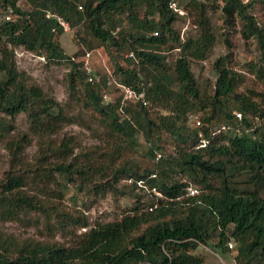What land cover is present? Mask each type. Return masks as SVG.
<instances>
[{
    "label": "trees",
    "instance_id": "1",
    "mask_svg": "<svg viewBox=\"0 0 264 264\" xmlns=\"http://www.w3.org/2000/svg\"><path fill=\"white\" fill-rule=\"evenodd\" d=\"M220 7L217 30L208 0H0V144L9 151L0 178V264H205L198 249L208 245L232 251L236 264H264V0H222ZM58 17L84 45L74 55L61 44ZM185 17L196 28L184 36L178 24ZM237 35L249 56L237 50ZM220 42L227 50L211 62L215 80L203 89L191 63L205 61ZM19 47L69 64V96L91 110L100 143L84 148L72 135L53 138L64 119L89 122L65 117L61 104L29 81L18 68ZM95 47L111 57L115 81L144 91L149 105H122L119 89L104 103L82 69ZM21 113L29 131H16ZM140 139L146 163L138 159ZM240 172L245 188L238 187ZM87 191L135 205L91 225L79 197ZM33 213L43 218L45 238L2 227L30 222Z\"/></svg>",
    "mask_w": 264,
    "mask_h": 264
},
{
    "label": "rangeland",
    "instance_id": "2",
    "mask_svg": "<svg viewBox=\"0 0 264 264\" xmlns=\"http://www.w3.org/2000/svg\"><path fill=\"white\" fill-rule=\"evenodd\" d=\"M206 1V0H205ZM222 0H208V15L211 18L213 25L217 30H220L223 19V12L220 7ZM126 24V23H125ZM179 27L182 29V35L185 36L187 32H193L195 30V25L189 18H184L179 22ZM75 29L70 28L65 30L61 35V44L68 55H74L79 49L84 48L74 36ZM85 36V34H83ZM234 43L237 50L249 56V52L245 49V44L240 35L234 37ZM87 49V48H86ZM227 48L225 44L218 43L215 47L211 48L207 54L205 61L198 62L192 61L191 66L195 73L196 79L203 89H211L215 80L216 72L211 67V62H213L219 54L225 53ZM92 51V65L96 71L101 74L109 75L113 71V62L111 57L107 54L103 47H95L90 49ZM176 51L172 53L175 54ZM116 59L119 63L124 64V55L120 54L119 51H115ZM127 55V53L125 54ZM16 60L18 68L23 71L29 78L30 82H34L40 85L48 96L54 98L58 103L61 104L62 113L64 116H83L87 123L89 122L90 128L83 126L80 123H71L67 119H64L62 126L57 130V133L53 134L54 139H58L62 136L72 135L74 141L82 147H90L101 142L96 133H98V125L92 121L91 110H86L81 104H76V102L71 99L68 92V72L70 66L67 62L54 63L49 62L42 56L30 52L22 47L16 49ZM110 71V72H109ZM111 99L118 95V92L114 89L110 91ZM16 131H29L30 123L25 114L21 113L17 116L16 121ZM102 130V129H101ZM141 146L139 148L141 154H138L139 161L146 163L147 159L143 156L144 153V143L140 139ZM77 146V147H80ZM37 149L36 144L30 146L27 150L28 159L32 158ZM79 148H76L78 150ZM173 150V146H167L166 151ZM9 167V151L3 144H0V178L4 175ZM245 173L240 172L236 177L237 181L241 183L245 181ZM125 180L121 181V184L125 183ZM242 186V187H241ZM246 186H238L239 188H245ZM262 194L264 196V186L261 188ZM74 193V189H71L68 193V198ZM80 201H85V206L83 209L88 215L91 225H95L98 222L106 221L116 217L127 211L135 205L134 199L130 197H122L120 195L115 196L113 193H108L106 196H99L92 191H87L80 194ZM147 199V196L145 198ZM71 202L70 200H66ZM72 203V202H71ZM28 219L20 222H3L2 227L5 231L16 235L17 237H34V238H45L48 234L47 229H45L44 221L40 214H29ZM86 228L80 230V232L85 231ZM56 238L63 242H70L72 237L69 235H63L61 233H56ZM199 253H202L206 257L205 264H235L233 258V252L226 250L224 253L220 252L218 248H214L210 245L198 249Z\"/></svg>",
    "mask_w": 264,
    "mask_h": 264
},
{
    "label": "built area",
    "instance_id": "3",
    "mask_svg": "<svg viewBox=\"0 0 264 264\" xmlns=\"http://www.w3.org/2000/svg\"><path fill=\"white\" fill-rule=\"evenodd\" d=\"M47 16H50V14L48 13ZM58 19L61 22V24L64 26L65 30L71 28L69 23L62 20L61 17H58ZM155 34H157V32H155ZM129 56H132V53ZM82 62H83L82 69L86 74L87 81L91 84L98 86L99 95L102 97L104 103H108L112 100L110 95L111 89H115V90L119 89L122 94V99H121L122 105L123 104L126 105L128 101H132V100L141 101L143 105H149V102L146 99V95L144 91L138 92L129 85L117 83L111 73L108 75L106 81H104L103 79L104 74H101L100 72L96 71L92 65V51H86L85 55L82 57ZM237 115L240 116V114ZM200 123H201L200 120H196L197 126L200 125ZM138 183L139 185L145 187V189L149 194L155 195L156 198H165L163 193L157 187L155 186L149 187L142 180H140ZM188 190L191 194H195L198 192V189L195 187H188ZM150 208L152 209V207ZM228 246L230 249H232L233 243L229 242Z\"/></svg>",
    "mask_w": 264,
    "mask_h": 264
}]
</instances>
